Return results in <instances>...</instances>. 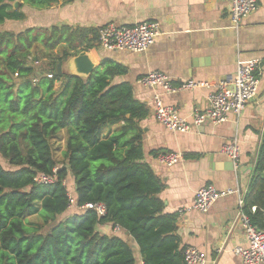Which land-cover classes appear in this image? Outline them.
I'll list each match as a JSON object with an SVG mask.
<instances>
[{"label":"trees","instance_id":"16d2710c","mask_svg":"<svg viewBox=\"0 0 264 264\" xmlns=\"http://www.w3.org/2000/svg\"><path fill=\"white\" fill-rule=\"evenodd\" d=\"M23 1L36 7L58 2ZM11 2L0 0V25L22 19ZM97 35L64 26L0 30V158L9 167L0 164V264H136L133 246L99 231L106 226L127 233L143 264H185L178 214L164 213L158 197L164 184L144 161L139 123L149 108L134 98L130 83L114 82L126 69L102 60L88 79L58 74L57 65L92 48ZM36 44L44 52L31 57ZM60 45L64 50L55 55ZM61 131L66 150L59 166L52 143ZM53 169L52 185L36 184L37 174ZM69 193L76 207L104 203L106 215L68 211ZM244 211L264 231V133ZM33 215L41 222H26Z\"/></svg>","mask_w":264,"mask_h":264},{"label":"crops","instance_id":"0c3cea01","mask_svg":"<svg viewBox=\"0 0 264 264\" xmlns=\"http://www.w3.org/2000/svg\"><path fill=\"white\" fill-rule=\"evenodd\" d=\"M14 1L20 2V8L12 9L17 10L22 19L5 21L0 25L2 32L19 34L29 29L49 30L61 26L99 31L109 23L121 26L145 21L159 23V35L144 52L105 50L99 47L97 38L92 48L83 51L96 67L102 60L124 67L126 74L117 76L114 82L130 83L134 98L149 108V116L139 123L144 161L164 184L158 195L164 204V213L178 214L179 248L195 247L204 252V264H241L233 250L237 246L246 247L247 243L236 221L238 195L235 192L245 193L244 197L247 194L264 133V0L258 1L256 11L244 18L237 28L227 15L229 0H58L45 7L23 0H12L11 6ZM56 50L61 53L64 46ZM43 52L42 45L36 44L31 49V57ZM254 59L261 67L258 91L240 116L229 115L224 123H205L186 133L171 132L154 119V99L159 97L189 121L194 110L207 107L208 95L215 85L233 77L238 61ZM66 61L62 71L69 73ZM154 71L167 75L174 85L194 80L206 82L208 87L169 94L138 82ZM59 84L56 83V89ZM115 129L116 126L110 127V132ZM107 132L108 128L102 129V134ZM65 137V131L57 137L64 146ZM233 140L241 150L237 167L221 152L222 146ZM153 151L178 153L181 159L166 167L151 154ZM206 185L220 192L228 189L235 192L218 198L207 213H200L192 209V204L196 191ZM98 229L123 237L133 246L136 264H143L135 242L124 230L112 234L109 226Z\"/></svg>","mask_w":264,"mask_h":264},{"label":"built area","instance_id":"2783aa9c","mask_svg":"<svg viewBox=\"0 0 264 264\" xmlns=\"http://www.w3.org/2000/svg\"><path fill=\"white\" fill-rule=\"evenodd\" d=\"M259 0H229L227 15L234 28H237L244 18L254 13ZM160 33L159 23L145 21L134 26H121L109 23L98 31L97 43L100 48L113 51L144 52ZM260 62L257 59L247 62L238 61L233 77L217 83L214 91L208 95V105L203 110H194L189 121L179 116L178 110L173 106L165 105L159 97L154 99L153 117L167 130L175 133H186L192 129L200 128L205 123L219 125L227 121L229 115L238 117L245 110L247 104L256 96L259 86ZM52 75H47L51 78ZM17 77V74H15ZM146 88H160L165 93L173 94L181 90H194L208 87L206 82L187 80L177 85L171 83L170 78L162 72H150L138 81ZM221 152L237 167L241 150L237 141L233 140L221 148ZM158 162L166 167H171L179 162L181 156L174 152H159L156 155ZM34 181L38 185H52L56 181V169L52 174H37ZM235 191L231 189L223 192L217 191L214 186L206 185L195 193L192 209L207 213L218 200ZM238 195L237 222L241 225L246 247L237 246L234 254L241 259V264H264V231L256 228L245 213V193L236 191ZM77 208L78 211H93L97 216L103 217L107 213L106 205L102 202L75 205L71 193L68 194L67 209ZM256 210L250 207L251 213ZM120 228L111 227L116 233ZM185 264H204L206 255L195 247H186L183 250Z\"/></svg>","mask_w":264,"mask_h":264},{"label":"water","instance_id":"95a60500","mask_svg":"<svg viewBox=\"0 0 264 264\" xmlns=\"http://www.w3.org/2000/svg\"><path fill=\"white\" fill-rule=\"evenodd\" d=\"M13 8L19 9L20 2L14 1ZM66 66L71 76L82 79H88L96 68V64L86 51H81L77 55L68 58L66 61ZM57 71L58 74H60L62 71V66L60 64L57 65Z\"/></svg>","mask_w":264,"mask_h":264},{"label":"rangeland","instance_id":"374dc122","mask_svg":"<svg viewBox=\"0 0 264 264\" xmlns=\"http://www.w3.org/2000/svg\"><path fill=\"white\" fill-rule=\"evenodd\" d=\"M56 54H59L60 52L58 50L55 49ZM56 85V84H55ZM57 87L55 86V89ZM61 137V136H60ZM55 141V142H54ZM53 143H52V149H53V156L57 162V164L60 166L64 161L63 158V153L66 150V147L64 146L63 142L61 141V139L56 138L54 139ZM64 150V151H63ZM0 164L5 167V168H9L6 164V162H4L1 158H0ZM69 211V210H68ZM63 217L61 216L59 219H62ZM26 222L29 223H40L41 219L38 215H33L30 216L26 219ZM109 233L112 234H116L114 232H112L111 230L109 231Z\"/></svg>","mask_w":264,"mask_h":264}]
</instances>
